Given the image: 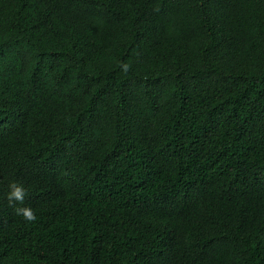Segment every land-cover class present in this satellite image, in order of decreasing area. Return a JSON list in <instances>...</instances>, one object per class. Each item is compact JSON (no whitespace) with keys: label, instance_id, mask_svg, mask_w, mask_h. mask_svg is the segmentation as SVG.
<instances>
[{"label":"trees","instance_id":"1","mask_svg":"<svg viewBox=\"0 0 264 264\" xmlns=\"http://www.w3.org/2000/svg\"><path fill=\"white\" fill-rule=\"evenodd\" d=\"M0 264H264V0H0Z\"/></svg>","mask_w":264,"mask_h":264},{"label":"clouds","instance_id":"2","mask_svg":"<svg viewBox=\"0 0 264 264\" xmlns=\"http://www.w3.org/2000/svg\"><path fill=\"white\" fill-rule=\"evenodd\" d=\"M122 69L124 72H127L129 70V65L123 64ZM9 187L10 191L7 194V199L10 205L14 206L17 202L23 204L26 196L28 195V192L23 184L12 183ZM15 211L17 215H21L24 220L28 222H34L37 219L35 212L30 207L16 208Z\"/></svg>","mask_w":264,"mask_h":264}]
</instances>
